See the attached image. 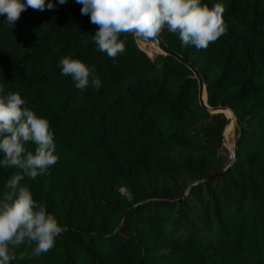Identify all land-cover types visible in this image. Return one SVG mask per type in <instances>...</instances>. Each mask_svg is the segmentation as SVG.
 Listing matches in <instances>:
<instances>
[{"label": "trees", "instance_id": "trees-1", "mask_svg": "<svg viewBox=\"0 0 264 264\" xmlns=\"http://www.w3.org/2000/svg\"><path fill=\"white\" fill-rule=\"evenodd\" d=\"M220 2L225 30L206 48L159 35L198 68L208 104L235 112L237 158L221 174L227 117L200 105L186 65L149 56L133 33L109 58L76 0L29 7L13 28L0 16V86L48 118L58 154L48 174L22 183L63 228L39 256L10 245V264H264V0ZM66 54L94 67L101 86L75 88L60 74ZM13 171L0 168V192Z\"/></svg>", "mask_w": 264, "mask_h": 264}, {"label": "clouds", "instance_id": "clouds-1", "mask_svg": "<svg viewBox=\"0 0 264 264\" xmlns=\"http://www.w3.org/2000/svg\"><path fill=\"white\" fill-rule=\"evenodd\" d=\"M67 0H0V16L13 28L21 12L52 10ZM82 15L97 25L92 41L100 52L115 58L125 50L119 39L122 33L156 39L163 29L178 34L182 46L206 48L225 30L220 0H76ZM60 74L70 76L77 89L101 86L95 68L70 54L58 61ZM34 144V150L27 145ZM54 132L44 115L19 91H6L0 86V168L16 169L0 192V264H10L15 255L9 246L34 245L32 255L39 256L53 247L63 231L57 217L44 203L34 198L24 178L46 175L57 162Z\"/></svg>", "mask_w": 264, "mask_h": 264}, {"label": "water", "instance_id": "water-1", "mask_svg": "<svg viewBox=\"0 0 264 264\" xmlns=\"http://www.w3.org/2000/svg\"><path fill=\"white\" fill-rule=\"evenodd\" d=\"M134 37H135V41L138 47L144 52H146L149 56H151L149 52H153L156 55L158 54L169 55V56H173L178 61L186 65L193 72V76L198 80V99H199L200 105L204 109L209 111L211 114L223 113L226 115L227 122L224 128V131H223V145L229 151L230 162L226 168H224L223 170L219 172V174L229 169L233 165V163L236 161V158H237V149L235 147V144L234 145L232 144L230 140V136H229L232 133V131H234V126L236 122V115H235L234 110L230 108L229 106H211L208 104L206 83H205L204 77L202 76L198 68L192 62L188 61L184 56H182L178 52L171 49L170 46L167 44V42L159 34H158V38L156 39H145V38L136 37V36ZM197 183L199 182H195L194 184H197Z\"/></svg>", "mask_w": 264, "mask_h": 264}, {"label": "rangeland", "instance_id": "rangeland-1", "mask_svg": "<svg viewBox=\"0 0 264 264\" xmlns=\"http://www.w3.org/2000/svg\"><path fill=\"white\" fill-rule=\"evenodd\" d=\"M150 53V55L152 56V57H154L156 54L155 53H153V52H149ZM230 136V140H231V142H232V144L234 145V131H232V133L229 135ZM227 149V148H226ZM229 156H230V154H229Z\"/></svg>", "mask_w": 264, "mask_h": 264}]
</instances>
